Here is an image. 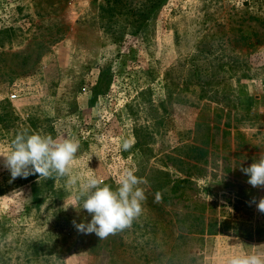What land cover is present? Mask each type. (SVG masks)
<instances>
[{
    "label": "rangeland",
    "instance_id": "1",
    "mask_svg": "<svg viewBox=\"0 0 264 264\" xmlns=\"http://www.w3.org/2000/svg\"><path fill=\"white\" fill-rule=\"evenodd\" d=\"M25 129L78 141L81 182L133 170L147 199L100 240L73 226L79 184L0 163V264L264 254V188L241 171L264 155V0H0V152Z\"/></svg>",
    "mask_w": 264,
    "mask_h": 264
},
{
    "label": "clouds",
    "instance_id": "2",
    "mask_svg": "<svg viewBox=\"0 0 264 264\" xmlns=\"http://www.w3.org/2000/svg\"><path fill=\"white\" fill-rule=\"evenodd\" d=\"M131 147L130 141H123L124 151ZM78 150V141L54 139L50 134L25 129L12 139L9 151L0 152L3 158L0 163L10 172L13 180L39 174L43 178L67 177L69 185L79 184L74 197L76 206L91 216L90 221H72L79 233H95L102 240L131 227L143 212V202L147 197L139 185L146 181L137 177L133 170L127 169L116 180L115 187L95 175L87 176L81 182V176L73 174ZM241 171L253 188H264V155L250 166L241 168ZM161 199V193L157 192L156 201ZM252 202L255 203V198ZM76 206L72 207L76 209ZM256 207L264 213V198L259 200ZM227 264H264V254L233 255Z\"/></svg>",
    "mask_w": 264,
    "mask_h": 264
},
{
    "label": "built area",
    "instance_id": "3",
    "mask_svg": "<svg viewBox=\"0 0 264 264\" xmlns=\"http://www.w3.org/2000/svg\"><path fill=\"white\" fill-rule=\"evenodd\" d=\"M10 97H11V98H16V97H17V94H16V93H12V94L10 95Z\"/></svg>",
    "mask_w": 264,
    "mask_h": 264
},
{
    "label": "trees",
    "instance_id": "4",
    "mask_svg": "<svg viewBox=\"0 0 264 264\" xmlns=\"http://www.w3.org/2000/svg\"><path fill=\"white\" fill-rule=\"evenodd\" d=\"M163 1H165V0H159L160 4H163Z\"/></svg>",
    "mask_w": 264,
    "mask_h": 264
}]
</instances>
